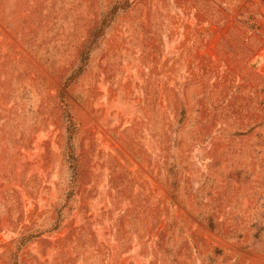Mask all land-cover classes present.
Listing matches in <instances>:
<instances>
[{
	"label": "rangeland",
	"instance_id": "1",
	"mask_svg": "<svg viewBox=\"0 0 264 264\" xmlns=\"http://www.w3.org/2000/svg\"><path fill=\"white\" fill-rule=\"evenodd\" d=\"M0 264H264V0H0Z\"/></svg>",
	"mask_w": 264,
	"mask_h": 264
}]
</instances>
